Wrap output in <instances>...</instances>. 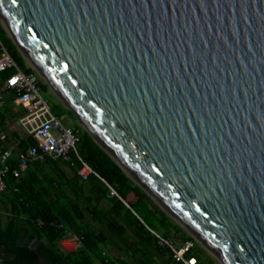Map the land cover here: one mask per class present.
I'll list each match as a JSON object with an SVG mask.
<instances>
[{
	"label": "water",
	"instance_id": "1",
	"mask_svg": "<svg viewBox=\"0 0 264 264\" xmlns=\"http://www.w3.org/2000/svg\"><path fill=\"white\" fill-rule=\"evenodd\" d=\"M0 12L131 181L221 264H264V0H0Z\"/></svg>",
	"mask_w": 264,
	"mask_h": 264
},
{
	"label": "trees",
	"instance_id": "2",
	"mask_svg": "<svg viewBox=\"0 0 264 264\" xmlns=\"http://www.w3.org/2000/svg\"><path fill=\"white\" fill-rule=\"evenodd\" d=\"M0 41L11 58L24 71L29 72L30 69L24 66L19 53L5 36L1 27ZM41 87L46 88L42 83ZM49 106L52 113L59 118L65 112L58 105L49 104ZM79 136V142L76 145L79 156L128 205L126 207L116 196L108 197L114 211L121 213L125 222L136 233L161 252L162 249L157 243V238L151 231L163 238L175 239L181 232L180 228L172 224L139 187L133 185L132 181L86 132H79ZM41 180L38 177H21L20 180H16L10 175L6 179L9 192L8 204L0 202V206L8 212L5 221L0 218V250L2 247L4 248L3 264H37V252L53 262H64L65 264H120L100 253L99 247L105 241L104 236L99 232L85 231L82 226L84 214L77 201L67 200L64 187L73 191L76 199L82 192V183L79 178L77 176L71 180H63L62 177L50 178L46 181H48L49 188L52 189H48L44 185L45 182ZM41 183L43 185L39 188ZM87 184L97 191L105 189L106 193L108 192L106 185L93 175L89 177ZM14 188L16 191L13 190ZM51 190L58 194L57 198L51 196ZM20 218L24 219L25 225L19 223ZM69 230L81 238V247L74 252H63L57 242ZM22 232L25 238L31 241L40 240L37 250L30 249L27 245L17 246L19 235ZM186 240L193 239L189 235L182 236L180 244ZM164 248L169 253L171 261V252L166 247ZM191 254L196 258L197 264H211L208 258H205L204 261L201 260V249L196 252L194 247Z\"/></svg>",
	"mask_w": 264,
	"mask_h": 264
},
{
	"label": "built area",
	"instance_id": "3",
	"mask_svg": "<svg viewBox=\"0 0 264 264\" xmlns=\"http://www.w3.org/2000/svg\"><path fill=\"white\" fill-rule=\"evenodd\" d=\"M25 66L30 69L29 72L24 71L11 58L0 41V75H4L0 82V107L5 103L6 95L11 93L14 105L23 110V115L17 123L33 141L18 152L15 165L10 162L12 149H0V201L8 191L6 179L9 175L20 180L29 165L34 162L60 161L69 165L76 164L77 175L82 181H86L92 175L99 178L106 185L108 196H116L128 207L116 191L79 156L76 150L80 138L79 131L67 127L61 118L52 113L49 103L41 96L40 77L28 65ZM13 190L16 191L15 188ZM151 233L157 238L159 245L171 252L174 263L197 264L196 258L191 254L195 247L193 240H186L180 246H175L172 239L163 238L154 231ZM57 245L63 252H74L81 247V238L69 230Z\"/></svg>",
	"mask_w": 264,
	"mask_h": 264
},
{
	"label": "rangeland",
	"instance_id": "4",
	"mask_svg": "<svg viewBox=\"0 0 264 264\" xmlns=\"http://www.w3.org/2000/svg\"><path fill=\"white\" fill-rule=\"evenodd\" d=\"M0 27L3 30L5 36L11 41L14 45L15 49L19 53L23 64L28 65L31 69H33L36 73V69L30 65L28 61L20 54L18 47L14 44L13 40L9 36L8 32L6 31L4 25L0 19ZM28 68V67H27ZM40 77V75L37 73ZM46 88L41 87V96L45 98V100L50 104H55L65 110L62 117L64 118V123L67 127H73L74 130L77 129L79 132H86L80 121L68 110L64 104L56 97L53 93L51 88L48 84L44 81L43 78L40 77L39 80ZM69 112H68V111ZM87 133V132H86ZM46 163L45 165L48 166V161H42ZM58 164H54L57 162H51L52 167H47V171L54 175L55 177H51L53 179H58L57 175H62L66 179H74L77 175V168L76 164L69 165L65 162L58 161ZM51 165V164H49ZM58 173V174H55ZM79 178V177H78ZM89 179V178H88ZM87 179V180H88ZM49 180V179H48ZM80 180V178H79ZM87 180L81 181L82 183V192L79 196L75 197L72 193L73 191L68 190L64 187L66 191L67 200L77 201L79 208L82 210L84 214V222L82 224L83 229L87 232H99L101 233L105 241L104 243L100 244L99 251L102 255H106L111 259L117 261L120 264H171L169 253L166 249L160 245L161 252H159L153 245L147 244L144 241V238L136 233L133 228H131L123 218L121 213H116L108 200V192L106 193L105 189L101 191H97L92 186L87 184ZM45 182V186L49 188ZM61 183V182H60ZM133 185L137 186L133 181ZM62 184V183H61ZM138 187V186H137ZM51 196L57 198L58 194L51 190ZM150 199V198H149ZM151 203L156 206L159 211L163 212L165 216L170 220V222L176 226H178L181 230L178 237L182 238V236L189 235L192 237L189 232L181 227L173 218L167 215L156 203L154 200L150 199ZM126 203V202H125ZM127 204V203H126ZM6 214H4L3 210H0V218L2 221H5ZM24 219L20 220L21 225H25L23 222ZM180 238L176 241L174 239L173 242L175 246L179 245L178 242ZM193 241L196 243L195 250L196 252L201 249V260L204 261L205 258H208L211 261V264H221L214 256H212L204 247H202L193 237ZM159 245V244H158Z\"/></svg>",
	"mask_w": 264,
	"mask_h": 264
},
{
	"label": "crops",
	"instance_id": "5",
	"mask_svg": "<svg viewBox=\"0 0 264 264\" xmlns=\"http://www.w3.org/2000/svg\"><path fill=\"white\" fill-rule=\"evenodd\" d=\"M25 66V65H24ZM26 67V66H25ZM4 75H0V82H2ZM61 108V107H60ZM62 109V108H61ZM65 111V110H64ZM68 111V110H67ZM23 115V110L20 109L18 106L14 105L13 103V95L9 93L5 97V103L3 106L0 107V149L4 148H10L12 149V157L10 162L15 164L16 162V156L18 152L24 150L28 145L32 144V140L29 139L28 135L24 131L23 128L19 126L17 123L18 119ZM63 124L64 123V118L61 116L60 117ZM42 161H37L29 165L27 170L23 173L22 177H29V178H41L42 182H46V180L50 179L51 177H55L51 173H49L46 169L47 167H51L53 163L49 162L51 165L46 166V163H41ZM54 163V164H58ZM53 164V165H54ZM58 174V173H55ZM58 177H62L63 180H67L65 177L62 175H57ZM42 183L39 185V188L42 187ZM38 188V189H39ZM40 191V189H39ZM9 195V192L3 196L2 202L5 204H8V199L7 196ZM0 201V202H1ZM111 204V203H110ZM112 207V204H111ZM3 210L4 214L6 216L8 215V212L5 211L1 206L0 210ZM113 209V208H112ZM114 210V209H113ZM117 213V212H116ZM22 219V218H20ZM178 235L175 237V241L179 239ZM181 240V238H180ZM144 241H146L144 239ZM147 244H150L146 241ZM180 246V241L178 242ZM171 264H176L172 260L170 261Z\"/></svg>",
	"mask_w": 264,
	"mask_h": 264
},
{
	"label": "bare ground",
	"instance_id": "6",
	"mask_svg": "<svg viewBox=\"0 0 264 264\" xmlns=\"http://www.w3.org/2000/svg\"><path fill=\"white\" fill-rule=\"evenodd\" d=\"M0 19L2 24L4 25L6 31L8 32L9 36L11 37V39L14 41V43L17 45L18 49L20 50V52L24 55V58L26 59V61H28L30 63V65H32L35 69L36 66L31 62V60L29 59V57L27 56V54L25 53V51L23 50V48L21 47V45L19 44V42L17 41L16 37L14 36L13 32L11 31V29L8 27V25L6 24L1 12H0ZM37 71L39 72V74L42 76V78L44 79V81L50 86V88L57 94V92L55 91V89L50 85V83L46 80V78L41 74V72L37 69ZM58 95V94H57ZM59 96V95H58ZM65 102V101H64ZM66 103V102H65ZM79 118V117H78ZM80 123L86 127L89 132L92 134V136L110 153V155L115 159V161L117 163L120 164V166L125 170V172L131 176L133 178V180L135 182H137V180L126 170V168L116 159V157L106 148V146L96 137V135L86 126V124L79 118ZM138 183V182H137ZM139 184V183H138ZM141 186V185H140ZM154 200V199H153ZM155 201V200H154ZM157 204H159L157 201H155ZM159 206L161 208H163L160 204ZM163 210H165L163 208ZM165 212L171 217L173 218L175 221H177L173 216H171L166 210ZM178 222V221H177ZM205 247V246H204ZM206 248V247H205ZM207 249V248H206ZM207 251L212 255V253L207 249ZM213 256V255H212Z\"/></svg>",
	"mask_w": 264,
	"mask_h": 264
},
{
	"label": "flooded vegetation",
	"instance_id": "7",
	"mask_svg": "<svg viewBox=\"0 0 264 264\" xmlns=\"http://www.w3.org/2000/svg\"><path fill=\"white\" fill-rule=\"evenodd\" d=\"M40 255L41 256L39 257L38 254H37V256H38L37 264H65L64 262H53L49 258H46V257L42 256L41 253H40ZM3 260H4V255H3Z\"/></svg>",
	"mask_w": 264,
	"mask_h": 264
}]
</instances>
